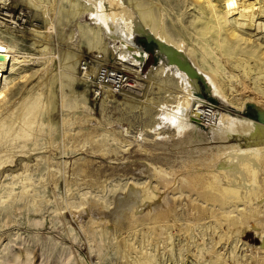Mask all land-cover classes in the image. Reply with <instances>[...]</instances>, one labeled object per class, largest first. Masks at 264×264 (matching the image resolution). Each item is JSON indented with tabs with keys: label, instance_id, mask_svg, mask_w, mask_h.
<instances>
[{
	"label": "rangeland",
	"instance_id": "1",
	"mask_svg": "<svg viewBox=\"0 0 264 264\" xmlns=\"http://www.w3.org/2000/svg\"><path fill=\"white\" fill-rule=\"evenodd\" d=\"M94 1L0 0V49L58 57L22 65L24 79L0 109L14 107L16 112L4 119L9 128L0 131V264H264L262 251L249 260L245 255L252 248L241 241L233 250L221 240L220 234L230 232L233 239L237 231L234 224L228 231L219 223L228 211L236 216V207L254 216L263 211L264 140L251 134L218 137L211 130L218 120L211 128L195 123V130L182 129L180 111L191 94L186 75L167 64L166 71L152 76L162 55L135 27L134 43L151 53L139 73L119 60L116 35L109 39L102 29L106 49H92L82 29L98 27L91 22ZM194 1L124 0V14L148 10L145 14L161 20L203 75L194 94L216 105L219 116L258 122L263 130L264 122L254 119L259 111L255 102L264 108V34L245 26L246 40L238 42L221 24L218 40L217 19ZM220 1L219 19L235 28L240 19L235 7L242 1ZM248 4L264 7V0ZM86 55L132 72L133 85L120 95L94 99L78 69ZM27 98L38 100L40 109L33 132L20 137ZM249 144L261 157L255 168L249 166L246 180L258 187L259 196L250 188L249 205L215 206L205 188L215 186L216 156L229 145L246 149ZM142 196L153 197L147 216L138 204ZM145 216L150 220L139 228ZM242 239L249 247L261 246L254 231Z\"/></svg>",
	"mask_w": 264,
	"mask_h": 264
},
{
	"label": "bare ground",
	"instance_id": "2",
	"mask_svg": "<svg viewBox=\"0 0 264 264\" xmlns=\"http://www.w3.org/2000/svg\"><path fill=\"white\" fill-rule=\"evenodd\" d=\"M105 1H107L109 4L108 10L105 7V4H104ZM105 1L104 0L103 1L95 0L94 1L95 3L93 4V6L91 8V10L93 11V13L91 12V22H92V24L94 23L95 25H97L99 28L95 27L94 29H89V30L82 29L83 30L82 36L84 38H87L86 40H87L88 45L92 49H97V50H103L104 48L106 49V45L105 44L103 45V43H102L104 41V39H103L104 35L101 31L102 29L105 30V36L109 39L113 35H116L119 39L116 42H118L119 45L115 46V52L119 55V60L123 64H125L126 66L131 67L133 70H135L139 73L141 71L142 65L147 60L148 54L144 49L138 47L134 43L131 31H132L133 27H135L137 33L144 34L145 36H147L148 40H149V41L148 40L147 41L154 43L158 48L159 54L162 55V60H161L160 66L153 68L151 71L152 72L151 75L154 77L159 75L163 70H165V67L167 66V64L173 65L174 67H176L177 70L182 71L186 75V77H183V78L186 80V86L190 89L188 91H191V94L188 96L186 95V98L184 99L185 103L183 101L184 105L181 108L180 115L184 118L182 120L180 119V121H182V126L180 125L181 123L179 125L182 127V129L188 127V128H192L193 130H195V128H196L195 123H197V124L199 123V120L201 119V116L203 113L201 105L204 102L202 99L198 98L195 95L196 93L194 91H195V89H197V87H196L197 82L199 81V79H202L203 75L201 76V74L196 69H194V67L190 64L189 60L187 59V57L184 56L179 45H177L176 43H174L172 41L170 36L166 33L165 29L163 28V25L161 24L162 23L161 20H160V22H161L160 23L153 16H150L151 14L150 15L145 14L146 11H148V10H145V13H143V10H142V12H140L141 11L140 9H139L140 10L139 13H137V12L132 13V12L126 11V14H124L125 9H126L124 0H105ZM195 1L197 3H199V9L202 12H205L207 14H212L213 17H215L217 19L218 24H216V27L214 26V28L217 31L216 35H217L218 40L221 39L220 38L221 36L219 37V35L223 36L222 33L221 34H219V33L222 32L224 30V28H227L226 35L229 36L230 38H232L234 41H238V42L246 40L245 35H244L245 33L242 32V30H244L245 26L246 27H252L253 29L255 28V30L257 29L258 33L261 32L262 34H264V7L255 8V6L254 7L249 6V4H248L249 0H241L242 3H240V4L238 3L237 7H235V11H236L235 14H237L240 18L238 23H237V26L235 28L232 27L233 29H228V26L224 21L225 19H222V20L219 19L220 16L222 15V11H221L222 5H221L220 0H195ZM195 1H194V3L196 4ZM237 1H240V0H237ZM141 8H143V7H141ZM145 9H146V6H145ZM136 10H138V8ZM117 16L123 17V20H119V18ZM126 19H127V23H126ZM221 24L224 25V28L222 27ZM49 26L54 27V24H50ZM228 40L231 41V39H228ZM40 51H42V50H40ZM48 54L49 55L45 58H35L34 56L32 57V56H28L26 54L14 53V52H11L8 50L0 49V55H3V58L2 59L0 58V109L3 108L4 101L9 99L11 94L14 93V91H15L14 89L17 86V84L22 81L21 79H24V77L21 76V74L19 73V71L21 70V66L26 65V64H28V65L31 64L32 60H34V59L54 61V59L58 58V57H55L53 55V53L49 52ZM261 57L263 58L262 61H264V50L261 54ZM252 63H254V62L252 61ZM67 66H68V64H67ZM248 66H249V64H248ZM246 68H248V67L246 66ZM256 70H259L258 71L259 73L262 72L261 71L262 69L260 66H257ZM82 78H83V76H82ZM185 80H184V82H185ZM106 97H113V96H106ZM20 104H22V103H20ZM255 104L258 107L259 111H258L257 118L254 120H258L260 118L261 121L264 122V108H262L260 105H258L257 102H255ZM24 106H25V108H24L23 114L20 113V114H22L20 116L21 119L18 116L19 117L18 119H20L22 121V124H20V125H23V127L21 126L22 132L20 134L17 133V136H20V137H28L30 135V132H33L32 128L36 124L35 123V119L37 118L36 115H38V110L40 109V105H39L38 100L36 102V101H32L30 99L28 100V98L23 101V107ZM18 107H16V108H18ZM47 108H48V106H47ZM14 109H15L14 107L13 108L12 107H8V108L5 107L4 110L2 112H0V115H1L0 116V131L6 130L9 128V126L7 127L6 120L4 121V119L7 118L9 115H11L12 112H14L13 111ZM21 110H23V109H21ZM16 111H18V110H16ZM14 113H16V112H14ZM18 115H19V113H18ZM218 116H219V113L217 111L216 119L218 120V123L216 126H214L211 129L214 133L217 134L218 137H221V138L227 140L233 136L244 137L247 135L250 136V134H251V136L256 135V137L258 136L260 138V140H262V139L264 140V129L261 130L260 128L257 127L258 122H257V124L252 125V124L245 122L243 120H240V119H233L230 116L225 115V114H221L219 117ZM217 120L213 124H211L209 126V128H211L213 125H215ZM177 121H175V122H177ZM0 133H2V132H0ZM250 144H252V143H250ZM250 144L247 145L246 149L245 148L242 149L236 145H229L226 148L224 147L225 148L224 151L220 153L222 155L216 156V158L218 160V165L215 168H213L214 170L212 171L213 172L212 175H213V178L215 180L214 181L215 186L213 184H210L209 185L210 187L208 186L209 188H205L207 191L206 195L207 196L211 195L210 199H208V200L212 199L216 203V205H215L213 202V205H215V206L219 205V206L223 207L227 204L232 205L231 203H233V202H236V203H233L234 207L238 203H241V205H243V204L247 205L248 199L251 198L250 197L251 193L249 191L250 188L251 189L254 188L253 193L257 194L255 196H259L258 187L255 184H252L248 180H246V171L250 169L249 166H251L252 168H255L257 165L256 164V161H257L256 158L258 156L261 157L259 151L257 150L258 152H256L257 148L250 145ZM228 150H230V151H228ZM216 158H215V160H216ZM216 163L217 162H215V164ZM2 164L0 163V167L2 166ZM257 170H258V168H257ZM212 191H216V192L212 193ZM204 197H205V194H204ZM141 199H140V203H138L141 206L140 209H143L144 213H146V211L149 212L147 209L148 203L150 204L153 197L142 196ZM205 199H206V197L203 200L205 201ZM210 202H212V201H210ZM146 204H147V206H146ZM262 204H263V202H262ZM255 205H257V204H255ZM257 207H254V208H257ZM226 208H227V206H226ZM239 208L240 207L235 208V213H237V214H235V213L234 214L236 216H232V213H228L229 212L228 211L227 213L224 212L225 213L224 215L226 216V218H224L225 217L224 216L223 218H221V220H219L220 225L225 223V225L228 226L227 227L228 231L233 229L230 225L234 224L236 226L235 230L237 232H234V231H232V232H234L233 234H235V236L233 237V239H230L231 238V237H229L230 232H227V233L224 232L223 234L219 233L220 239L225 240L226 243L229 242V247H231L233 250L234 249L236 250V245L240 244L241 241H242V243H244V247H247L248 249L252 248L251 250L249 249V252H251V254H248L249 256L247 254L245 255V257L247 256L249 258V260H255L256 259L255 258L256 257V254H255L256 251H259V250L262 251L261 252L262 257L259 254V256L261 257V258L259 257V259H260V261L263 260V263H264V255H263L264 254V209L262 208L263 211L259 210V212L257 213L258 215L254 216L253 211L249 210V213H248V211L243 212L244 208H242V209H239ZM258 208H260V207H258ZM146 216H147V213H146ZM146 216H145V219L144 218L141 219L142 221L137 220V221H139V223L137 222V225L139 226V228H141L144 224H146L147 220L148 221L150 220ZM248 231H254V233L259 236L260 241H261L260 247H256V246H255L256 248L255 247H249L248 244L243 242L242 237ZM240 248H242V247H240ZM233 250H232V252H229L230 255L233 254V252H234ZM257 254H258V252H257ZM218 261H220V259ZM147 263L152 264L151 260H148Z\"/></svg>",
	"mask_w": 264,
	"mask_h": 264
},
{
	"label": "built area",
	"instance_id": "3",
	"mask_svg": "<svg viewBox=\"0 0 264 264\" xmlns=\"http://www.w3.org/2000/svg\"><path fill=\"white\" fill-rule=\"evenodd\" d=\"M78 69L90 87L94 99L120 95L135 81L132 72L109 62H101L96 56L82 57L78 63ZM201 108L203 113L198 124L208 127L217 120L218 107L206 102L201 105Z\"/></svg>",
	"mask_w": 264,
	"mask_h": 264
},
{
	"label": "trees",
	"instance_id": "4",
	"mask_svg": "<svg viewBox=\"0 0 264 264\" xmlns=\"http://www.w3.org/2000/svg\"><path fill=\"white\" fill-rule=\"evenodd\" d=\"M146 50H147V52H148L149 55H150V54H151V53H150V50H149V49H146ZM246 116H248V117H252V113H247Z\"/></svg>",
	"mask_w": 264,
	"mask_h": 264
},
{
	"label": "water",
	"instance_id": "5",
	"mask_svg": "<svg viewBox=\"0 0 264 264\" xmlns=\"http://www.w3.org/2000/svg\"><path fill=\"white\" fill-rule=\"evenodd\" d=\"M0 58L2 59L3 58V55H0Z\"/></svg>",
	"mask_w": 264,
	"mask_h": 264
}]
</instances>
